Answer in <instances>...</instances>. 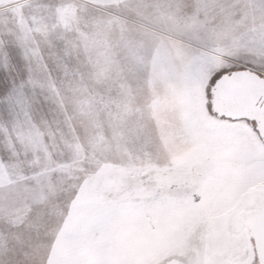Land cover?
<instances>
[{
  "label": "snow or ice",
  "instance_id": "1",
  "mask_svg": "<svg viewBox=\"0 0 264 264\" xmlns=\"http://www.w3.org/2000/svg\"><path fill=\"white\" fill-rule=\"evenodd\" d=\"M0 264H264V0H0Z\"/></svg>",
  "mask_w": 264,
  "mask_h": 264
}]
</instances>
